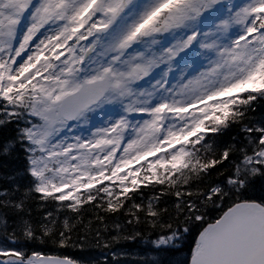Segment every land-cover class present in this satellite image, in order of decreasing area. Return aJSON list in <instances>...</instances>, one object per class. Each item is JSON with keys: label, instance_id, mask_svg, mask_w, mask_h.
<instances>
[{"label": "snow or ice", "instance_id": "6c2138e0", "mask_svg": "<svg viewBox=\"0 0 264 264\" xmlns=\"http://www.w3.org/2000/svg\"><path fill=\"white\" fill-rule=\"evenodd\" d=\"M260 101L264 0H0V227L13 244L99 243L79 218L95 202L125 210L113 240L143 225L168 264H264ZM36 194L59 204L34 221ZM0 264L76 262L3 247Z\"/></svg>", "mask_w": 264, "mask_h": 264}, {"label": "trees", "instance_id": "16d2710c", "mask_svg": "<svg viewBox=\"0 0 264 264\" xmlns=\"http://www.w3.org/2000/svg\"><path fill=\"white\" fill-rule=\"evenodd\" d=\"M264 112V101H260L257 107V115ZM7 133L0 134V141L4 140L7 137ZM4 164L3 159H0V175L4 172ZM8 169L11 170L13 168H18L23 170V162L22 160H17L15 163L9 161ZM18 182L22 185V188L27 186L29 180L24 175L19 176ZM5 181L0 179V185H2ZM101 185H97L100 187ZM152 185L148 187L140 186V191L142 195H138L135 198L136 203H140L143 201L145 205H147L148 198H151L156 193H154L152 189ZM159 187V186H156ZM56 195H59L58 193ZM169 202L174 200V197L168 196L165 197ZM64 204L71 203V201H65ZM59 202L52 201L51 199L42 200L39 194H36L34 198L29 203V209L31 212L32 219L34 221L42 218L43 214L47 210H52L53 212L57 211ZM95 202L92 204H84L81 207V217L85 224L91 222V224L96 225L103 232V238L97 243L94 236L90 233L88 235L87 241L83 240L84 231L81 230L79 232L73 233L72 241H80L79 243L73 244L69 242L64 247H60L58 244L52 243L51 240L46 242L37 241H26L22 236L17 237V243L13 244L11 239V229L8 232H5L2 227H0V240L5 241L10 246L21 247L23 251L26 252L27 255H30L33 252L40 253L42 255H58L68 257L79 264H114V260L112 259V255L115 251L118 250H134L137 248L149 249L153 250L152 245L149 241L154 240L156 238V234L152 231L148 230L145 226L141 225L139 230L143 233L141 237H137L135 240H127V239H119L113 240L112 236L115 234V224L119 222L124 225L127 219L125 215V210L121 209L119 213H111L105 212L103 208L95 207ZM130 207V205H128ZM2 212V210H0ZM62 215L61 219H63V214H67L70 216H74L75 213H71L67 209H61ZM143 216V213H141ZM97 216H101L106 221L108 228L104 230L103 223H100L97 220ZM11 223V221H9ZM136 229L132 226H125V233L135 231ZM95 229H93V232ZM111 233V234H110ZM110 242L108 247H105V243ZM83 245V247H81ZM170 254L168 252H165ZM173 255V254H170Z\"/></svg>", "mask_w": 264, "mask_h": 264}, {"label": "rangeland", "instance_id": "374dc122", "mask_svg": "<svg viewBox=\"0 0 264 264\" xmlns=\"http://www.w3.org/2000/svg\"><path fill=\"white\" fill-rule=\"evenodd\" d=\"M133 167H135V165ZM105 183L107 184L108 182L106 181ZM3 247H8L9 249L13 248L5 241L0 240V248ZM114 253L112 255L114 264H117V262H120V264H152V261H154L157 257L161 259L163 264H168V261L172 258V255L165 252L156 253L155 251L143 248L125 251L118 250Z\"/></svg>", "mask_w": 264, "mask_h": 264}, {"label": "water", "instance_id": "95a60500", "mask_svg": "<svg viewBox=\"0 0 264 264\" xmlns=\"http://www.w3.org/2000/svg\"><path fill=\"white\" fill-rule=\"evenodd\" d=\"M42 256H58V255H42ZM59 257H65V256H59ZM76 264H79V263L76 262Z\"/></svg>", "mask_w": 264, "mask_h": 264}]
</instances>
